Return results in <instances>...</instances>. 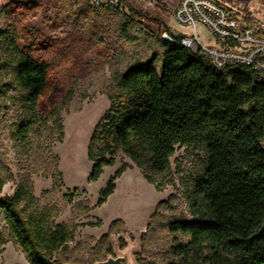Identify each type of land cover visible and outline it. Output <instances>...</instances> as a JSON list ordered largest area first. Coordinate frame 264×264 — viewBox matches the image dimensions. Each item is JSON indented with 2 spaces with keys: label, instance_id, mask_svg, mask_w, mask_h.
<instances>
[{
  "label": "trees",
  "instance_id": "trees-1",
  "mask_svg": "<svg viewBox=\"0 0 264 264\" xmlns=\"http://www.w3.org/2000/svg\"><path fill=\"white\" fill-rule=\"evenodd\" d=\"M125 4L128 13L120 29L128 43L146 34L143 22L161 27ZM38 12L34 3H10L3 9L7 28L0 31V76L5 74L10 83H0V99L18 107V143H29L51 127L62 138L60 112L67 111L72 99V91L63 93L61 75L50 59L56 49L24 27ZM163 32L171 34L165 28L153 40L160 53L134 62L107 94L109 108L87 148L92 164L88 181H99L120 153L160 191L177 147L203 152L207 167L194 182L189 204L194 220L167 224L173 258L168 264H264V82L244 66L217 71L179 39H162ZM129 168L123 164L109 178L96 207L114 194L115 182ZM11 179L0 172V221L27 263L71 264L59 260L71 241L68 228L55 224L51 210H38L28 177L12 196H2ZM164 204L157 206L148 227ZM122 226L112 223L97 248L111 255L110 238ZM5 245L0 232V252Z\"/></svg>",
  "mask_w": 264,
  "mask_h": 264
},
{
  "label": "rangeland",
  "instance_id": "rangeland-1",
  "mask_svg": "<svg viewBox=\"0 0 264 264\" xmlns=\"http://www.w3.org/2000/svg\"><path fill=\"white\" fill-rule=\"evenodd\" d=\"M152 1L154 6L146 8L126 0L132 9L161 25L159 28L143 22L146 34L128 43L120 29L125 16L94 10L89 0H0V31L7 28L3 9L10 3L39 6L38 15L26 21L24 27L56 49L57 54L50 59L61 75L62 91H72L67 111L60 112L62 138L49 125L51 128L41 130L29 143L14 141L18 107L6 98L0 99V172L12 176L1 195L12 196L18 182L30 178L38 210H51L55 224L65 225L71 233V241L59 256L61 261L97 264L125 257L127 264H168L173 258L167 224L194 220L189 204L194 182L207 167L203 152L177 147L170 160V175L161 183L160 191L120 153L115 157V166L105 168L99 181H88L92 169L87 160L88 144L109 108L107 94L115 91L118 77L134 62L145 60L153 52L160 53L153 40L162 29L177 35L189 31L173 19L180 0ZM198 35L202 42L211 36L203 27H199ZM19 46L24 48L22 42ZM3 59L0 49V62ZM0 83H10L5 74L0 76ZM123 164L130 168L115 182L114 194L103 206L96 207L99 192ZM160 203L165 204L148 227ZM116 221L123 226L119 234L111 236L112 254L108 255L97 244ZM0 232L6 241L0 264H28L1 221Z\"/></svg>",
  "mask_w": 264,
  "mask_h": 264
},
{
  "label": "built area",
  "instance_id": "built-area-1",
  "mask_svg": "<svg viewBox=\"0 0 264 264\" xmlns=\"http://www.w3.org/2000/svg\"><path fill=\"white\" fill-rule=\"evenodd\" d=\"M152 8V0H134ZM126 0H89L94 10L125 16ZM184 34L163 32L161 38L181 45L208 62L217 71L244 66L264 82V0H180L173 12ZM205 28L215 45L202 44L197 28Z\"/></svg>",
  "mask_w": 264,
  "mask_h": 264
},
{
  "label": "water",
  "instance_id": "water-1",
  "mask_svg": "<svg viewBox=\"0 0 264 264\" xmlns=\"http://www.w3.org/2000/svg\"><path fill=\"white\" fill-rule=\"evenodd\" d=\"M97 264H127V259L125 257L117 258V259L110 258V259H108L105 262H100V263H97Z\"/></svg>",
  "mask_w": 264,
  "mask_h": 264
},
{
  "label": "crops",
  "instance_id": "crops-1",
  "mask_svg": "<svg viewBox=\"0 0 264 264\" xmlns=\"http://www.w3.org/2000/svg\"><path fill=\"white\" fill-rule=\"evenodd\" d=\"M198 29H199V28H197V33H198ZM200 41H201V40H200ZM201 43H202V44H206V45H207V44H208V45H215V42H214V40L212 39L211 36H210L207 40H205L204 42L201 41Z\"/></svg>",
  "mask_w": 264,
  "mask_h": 264
}]
</instances>
